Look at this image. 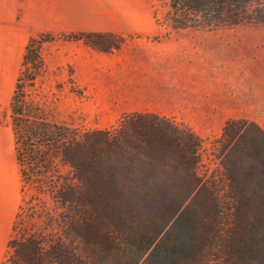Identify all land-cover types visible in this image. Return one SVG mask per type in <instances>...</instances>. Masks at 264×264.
Wrapping results in <instances>:
<instances>
[{
	"label": "trees",
	"instance_id": "1",
	"mask_svg": "<svg viewBox=\"0 0 264 264\" xmlns=\"http://www.w3.org/2000/svg\"><path fill=\"white\" fill-rule=\"evenodd\" d=\"M157 2L172 30L264 26V0ZM47 37H30L9 101L21 200L0 264H264V130L228 119L217 169L201 173L202 139L157 113L87 131L55 122L27 92ZM65 37L118 48L112 33Z\"/></svg>",
	"mask_w": 264,
	"mask_h": 264
},
{
	"label": "rangeland",
	"instance_id": "2",
	"mask_svg": "<svg viewBox=\"0 0 264 264\" xmlns=\"http://www.w3.org/2000/svg\"><path fill=\"white\" fill-rule=\"evenodd\" d=\"M113 3L68 0L58 8L57 28L65 30L45 32V68L27 89L50 119L87 131L114 128L125 114L157 113L202 139L201 173L217 169L211 144L226 120L245 118L264 130V26L172 30L160 23L157 0ZM102 28L118 48L65 37ZM9 99L0 103V263L21 200Z\"/></svg>",
	"mask_w": 264,
	"mask_h": 264
},
{
	"label": "crops",
	"instance_id": "3",
	"mask_svg": "<svg viewBox=\"0 0 264 264\" xmlns=\"http://www.w3.org/2000/svg\"><path fill=\"white\" fill-rule=\"evenodd\" d=\"M67 1L0 0V103L9 99L11 82L19 73L30 37L65 30L57 28V11L66 7ZM107 1L112 2L114 7L115 0ZM96 31L112 30L102 28Z\"/></svg>",
	"mask_w": 264,
	"mask_h": 264
}]
</instances>
